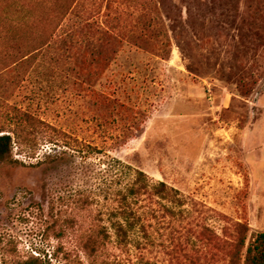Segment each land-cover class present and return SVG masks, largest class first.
I'll return each mask as SVG.
<instances>
[{"label": "rangeland", "instance_id": "374dc122", "mask_svg": "<svg viewBox=\"0 0 264 264\" xmlns=\"http://www.w3.org/2000/svg\"><path fill=\"white\" fill-rule=\"evenodd\" d=\"M83 1L81 53L58 29L10 101L64 134L0 164V264H231L264 233V0ZM8 12L19 53L49 33ZM126 166L181 200L124 202Z\"/></svg>", "mask_w": 264, "mask_h": 264}, {"label": "trees", "instance_id": "16d2710c", "mask_svg": "<svg viewBox=\"0 0 264 264\" xmlns=\"http://www.w3.org/2000/svg\"><path fill=\"white\" fill-rule=\"evenodd\" d=\"M43 7L48 10V15L43 18V22L48 26L49 33L44 34L43 39L36 44H30L31 49L21 51L17 46L21 43H0V85L5 89V98L0 97V164L14 163L15 165H25L19 160H11L14 148L21 153L35 155L36 150L44 143H59L62 130H57L52 124L34 114L29 106L22 107L17 103H11L16 90H20L25 83L26 75L21 72L23 68L34 62L39 54L51 43L56 36L58 29L64 26L76 28L72 33L63 40V45L69 47L70 50H78L81 53L78 43L80 38L87 37L93 24L91 17L99 15H89L84 10L83 0H0V40L1 37L9 36L8 30L5 28L7 22L13 23L15 13L9 14L8 9H14L16 12L24 11L29 7ZM13 16V17H11ZM32 23H37L38 17L30 18ZM26 18V22H28ZM66 24V25H65ZM61 27V28H60ZM100 33V32H99ZM108 35V34H107ZM111 37V35L109 36ZM5 40V38H2ZM12 46L11 49L8 46ZM16 49V53L12 56H4L3 53ZM69 51L65 52V56ZM70 58L71 55L69 54ZM57 57V56H56ZM14 58L11 63L8 61ZM56 59V58H55ZM91 79V74L86 75ZM32 97V96H31ZM61 158H51L46 156V160H58ZM43 162H38L41 164ZM128 171L133 174L132 183L120 193L124 202L129 199L138 201L143 197L153 194L161 199L176 198L179 201V192L169 187L164 182L153 184L147 174L141 170L133 169L126 166ZM128 173V172H127ZM128 175V174H127ZM144 227V226H143ZM241 237L237 244V251L233 254L231 264H264V233H258L253 241L247 245V232L249 226L247 224L240 225ZM18 264H44L39 257L31 256L26 260H22Z\"/></svg>", "mask_w": 264, "mask_h": 264}]
</instances>
